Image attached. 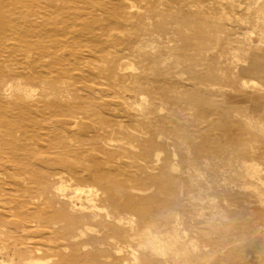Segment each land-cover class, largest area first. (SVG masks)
<instances>
[{
    "label": "rangeland",
    "instance_id": "rangeland-1",
    "mask_svg": "<svg viewBox=\"0 0 264 264\" xmlns=\"http://www.w3.org/2000/svg\"><path fill=\"white\" fill-rule=\"evenodd\" d=\"M148 1L151 0H146L145 3L144 0H137V6L140 8L129 9L131 15H135L136 11L146 14ZM199 1L188 0L187 3L191 7L192 2H195L194 5L200 3L196 4L198 7H192L196 11H205V14L199 15L198 18L204 20V23H224L226 29L211 26L207 27L209 30L201 31L199 24L192 21L187 25V30L182 28L183 23L178 22V19L167 15L161 17L159 26L145 20L148 30L140 33L139 46L116 42L112 53L117 59H121L118 73L127 77V74L136 71L140 77V87L134 81L135 78L130 77L119 78L114 87L112 80L99 73L104 63L100 65L93 62L91 58H87L85 51L82 60L76 62L78 65L66 66L70 68H67L69 73L66 76L56 72L50 74H53L50 80L52 79L54 85L45 86L23 78L11 80L12 86L18 84V88L6 90L0 87V264H27L24 260L29 255L42 259L45 264H135L136 261L137 264H264V102L257 105L247 99L249 94H254L259 87H264V73L242 74L240 68L245 65L236 62L234 58L235 55L244 56L241 41L246 38L257 40L261 37L258 28L264 25V9L261 10L260 7L256 16L251 17L246 8L252 5L260 6L264 0ZM0 2L2 11L4 7L20 10L28 8L25 0ZM97 12L102 14V10ZM14 16V13H8L11 19H14ZM108 16L104 14L102 19ZM132 19L133 22L137 21L136 17ZM169 19L173 22L168 21ZM49 22H53V25L55 20ZM105 22L101 20V23ZM106 28L108 30L102 32L100 28L95 27L99 36L88 33L82 40H87L85 42H88L90 48L100 49L105 46L106 40L120 35L117 27L109 25ZM128 28L132 30V26ZM176 31L181 33L176 34ZM85 42L79 41V44ZM206 42H209V45ZM140 45L144 50H141ZM254 51L257 55L264 53V43L259 44ZM161 52L166 55L163 56ZM141 53L149 54L150 57H139ZM27 59L25 55L12 54L8 49L0 53V65L6 63L8 68L32 73L33 65L28 63ZM178 60H182L181 63H178ZM77 68H89L98 78L94 76L77 80ZM138 68L140 72L137 71ZM223 69L226 71L223 72ZM199 74L203 76L198 78ZM241 75L242 78L239 77ZM159 82L162 84L159 85ZM85 83L90 88H85ZM76 87L82 88V91L78 92L82 98L73 101L67 97L72 106L75 107L79 101L97 103L100 99L103 102L119 103L115 107L116 115L119 116L114 119L125 124L124 129L131 134L143 131L142 128L151 133L155 128L163 130L166 144H158L149 151L142 142H136L135 137L129 138L128 142L127 139L114 135V143L111 142L113 146L103 144L106 150L112 151L108 153L105 148L101 152L100 140L94 138H88L83 143H73L71 139H67L66 144L56 142L48 133L51 131V135L63 134L62 128L59 125L54 128L51 122L54 117H51L50 105L45 104V101H55L57 98L66 100V91ZM247 91H250L249 94ZM142 96L145 99L141 100ZM197 101L201 103L200 106ZM193 104L196 107H193ZM80 113L82 126L74 129L68 126L66 129L74 131L73 133L94 135L91 133L95 132V114L84 110ZM166 117H169L168 121L164 122ZM161 122L162 126L159 124ZM25 128H28V133H25ZM108 128L111 129L110 126H102V133H106V129L111 133ZM185 128L192 133H186ZM192 134L195 136L192 143L194 146L189 150L186 144H191L193 138L189 141L186 136ZM19 135L20 137H17ZM63 135L65 138L70 137L66 133ZM80 145L85 148L87 154L78 156L73 152V149H78ZM247 148L251 152L245 155L243 150ZM230 152L234 153V157ZM242 156L260 163V168L263 169L259 173L262 184L259 179L254 180L252 184L253 180L243 183L238 171L240 162L235 160L236 157ZM99 163L101 166H120V171L115 172L116 175H103L100 177L102 180L98 178L101 185L97 181L79 182L78 173L82 174L81 169L86 168L83 175H87L92 173ZM111 177H116L114 184ZM138 178L139 182L136 181ZM111 181L113 186L118 183L117 187L115 186L117 191L112 193L117 195L112 197L113 195L109 194L102 200L103 194L100 190H104L108 183L109 186ZM94 183L97 184L96 187ZM249 184L253 186L249 187ZM61 185L68 186L65 195L58 190ZM80 185H91L94 195L97 194L96 204L99 211L92 212L91 216L95 218L90 216L87 221L83 217L75 220L77 218H71L69 214L73 212L74 203L79 204L75 200L69 205L76 187ZM128 194L130 202L127 200V203L133 204L129 207L124 206L123 202L128 199L124 198L128 197ZM116 197L120 199L118 204ZM134 197L137 198L135 202ZM81 202L88 205L85 198ZM87 224L92 226L89 231ZM27 225L32 228H26ZM77 228L85 233L76 238ZM52 229L55 235L51 233ZM155 235L175 243V246L162 253L152 246L155 244ZM130 244L135 248L130 247Z\"/></svg>",
    "mask_w": 264,
    "mask_h": 264
},
{
    "label": "bare ground",
    "instance_id": "bare-ground-1",
    "mask_svg": "<svg viewBox=\"0 0 264 264\" xmlns=\"http://www.w3.org/2000/svg\"><path fill=\"white\" fill-rule=\"evenodd\" d=\"M137 0H25L26 6L28 8H26L27 10H20V8H14V9H10L9 7H4L3 11L2 9H0V53L4 52L5 49H8L12 54H21V55H25L26 59L28 60L27 62H31L33 65V72L28 73V72H21L18 70H14L11 68H8V64H2L0 65V87L2 89H6V90H12V88H18V84H14V86H12L11 84V80L12 81H17L20 79H27L30 81H34V82H40L42 84H44L45 86H48L52 83V79L50 80V78L53 76H50L51 73L56 72L59 73V75L61 76H66L67 73H69L68 71L70 70L69 67H66L67 65H73L76 64L77 61H81L83 55V51L86 52V56L87 58H91L90 60H92L93 62L96 63H100V65L102 64V62L104 63V65L101 67V69H99V73H101L102 75H104L108 80H112L111 83H113L112 85H115L118 83L117 81H119L122 77V79H125L127 77L130 78H135L134 81H136V84L138 87L141 86V84H139V79L140 77H138V75L136 74V71L134 73H129L127 74V77L120 75V73H118V66L121 63V59H117V57L115 56V54L112 53L113 48L115 47L116 42H123L125 44H127L128 46H135L138 45V37H140V33H142V31H147L148 30V23L145 20H149L151 21V23H153L154 25L159 26L160 22L159 20L162 19L161 17L167 16V15H171L173 17H175L176 19H178V22L183 23L182 28L183 29H187L188 30V26L190 22H197L200 26L201 31L204 30H209L207 29V27H215V28H225L226 29V24H219L218 22H213V23H204V20H202L201 18L199 19V15L205 14V11L203 9L201 10H193V6L198 7V4L196 6V4L194 5V3L196 2H192L193 6L191 7V5L189 6L187 3L188 0H181V1H177V0H151L148 1V4L146 5L148 7V11L146 14H141V12L136 11L134 12L135 15H131V11L132 9L135 8H140L139 6H137L136 3ZM146 0H144L145 3ZM194 1V0H193ZM201 1V0H200ZM199 1V2H200ZM203 1V0H202ZM58 2H61V4H58ZM206 2V0L204 1ZM203 2V4H204ZM1 3V2H0ZM191 3V4H192ZM202 4V5H203ZM206 4V3H205ZM1 5V4H0ZM144 5V4H143ZM164 6V7H162ZM205 6V5H203ZM252 5L249 6L248 8H246L248 10V14L251 17L256 16L257 12L259 11V8L261 7V10L264 9V3L262 5ZM162 7V8H161ZM207 7V6H205ZM1 8V7H0ZM208 8V7H207ZM210 8V7H209ZM10 9V10H8ZM130 9V10H129ZM235 11V8H233ZM102 10V14L99 15V13L97 11ZM142 10V9H141ZM8 13H14V19H11L10 17H8ZM104 14L109 15L106 19H102V17L104 16ZM133 17H136L137 21L133 22L134 19H132ZM132 19V20H131ZM50 20H55L54 24L51 25V23L53 22H49ZM101 20H105V23H101ZM168 21H172L171 19H169ZM173 22V21H172ZM109 25L115 26L117 27V29L120 32V35L117 36L115 39H108L105 41V46L101 47L100 49L98 48H90L88 45V42H85L87 40H82L83 37L86 36V34H91L92 36H99L97 32V30L95 29V27H98L101 29L102 32L107 31L108 29L106 27H108ZM177 25V24H176ZM192 25V24H191ZM194 25V24H193ZM132 26V30H130L128 27ZM151 26V25H150ZM196 26V25H195ZM198 26V25H197ZM258 26V25H257ZM256 26V27H257ZM177 27V26H175ZM178 28V27H177ZM191 28V26H190ZM189 28V29H190ZM194 28V27H193ZM199 28V27H198ZM174 29V28H173ZM192 29V28H191ZM190 29V31H191ZM260 30V38L257 40H252L250 38H246L245 41H241L243 47L241 49H243V53L244 56H234L235 61L236 62H240L243 63V65L240 68L241 73L242 74H261L264 73V53L257 55L256 51H254V49L259 46V44L264 43V25L260 26L258 28ZM169 30V29H168ZM167 30V31H168ZM223 30V29H222ZM88 31V32H87ZM157 31V30H156ZM95 32V33H94ZM159 32V31H158ZM177 32V31H176ZM165 33V32H164ZM175 33V30H174ZM181 33V32H177L176 34ZM185 33V32H184ZM204 33V32H203ZM229 33V32H228ZM148 34V33H147ZM145 34V35H147ZM161 34V33H160ZM193 34V33H191ZM190 34V35H191ZM198 35V34H197ZM151 36V35H150ZM196 36V35H195ZM199 36V35H198ZM208 36V35H207ZM193 37V36H192ZM172 38V37H170ZM198 38V37H196ZM148 39V38H147ZM165 40H168L166 38H164ZM206 39V38H205ZM173 40V39H172ZM218 40V39H217ZM224 40V38H223ZM230 40V39H229ZM79 41L81 42H85L84 44H79ZM154 41V40H152ZM175 41V40H173ZM206 41H209V39H206ZM214 41V40H213ZM10 42V43H9ZM196 42V41H195ZM218 42V41H217ZM216 42V43H217ZM259 42V44H258ZM150 44H152V42H149ZM148 43V44H149ZM159 43V42H158ZM172 43V42H171ZM193 43V42H192ZM209 42H206L207 45ZM215 43V42H213ZM222 43V42H221ZM224 43V42H223ZM140 44V41H139ZM143 44V43H142ZM149 44V45H150ZM156 44V43H155ZM226 44V42L224 43ZM149 45H147V47H149ZM120 46V45H119ZM139 46V45H138ZM152 46V45H150ZM160 46V45H159ZM188 46V45H187ZM89 47L88 49L84 50L83 48ZM154 47V46H153ZM174 47V46H172ZM141 48V45H140ZM150 48V47H149ZM207 48V47H206ZM118 49V48H117ZM136 49V48H135ZM143 48H141L142 50ZM154 49H156L154 47ZM195 50V48H193ZM116 50V49H114ZM121 50V49H120ZM125 50V49H124ZM144 50V49H143ZM146 50V49H145ZM175 50V49H174ZM173 50V52L175 53V51ZM189 50V49H188ZM197 50V49H196ZM117 51V50H116ZM128 51V50H127ZM135 51V50H134ZM147 51V50H146ZM172 51V50H171ZM185 51V50H184ZM122 52V51H121ZM139 52V51H137ZM129 53V52H128ZM135 53V52H134ZM163 54V52H161ZM208 53V52H207ZM170 54V53H169ZM190 54V53H189ZM123 55V54H122ZM131 55V54H130ZM134 55V54H133ZM132 55V57H133ZM147 55V54H146ZM146 55L144 53H141L139 57H146ZM166 55V54H165ZM163 54V56H165ZM135 56V55H134ZM147 56L150 57V55L148 54ZM192 57V56H190ZM178 59V58H177ZM18 60V59H16ZM124 60V59H123ZM140 60V59H139ZM176 60V59H175ZM180 60V59H179ZM178 60V61H179ZM21 61V60H20ZM88 61V60H87ZM169 61V60H168ZM168 61L166 63H168ZM177 61V62H178ZM182 61V60H181ZM181 61H179L178 63H181ZM184 61V60H183ZM207 61V60H206ZM143 62V61H142ZM150 62H152L150 60ZM175 65L176 61H174ZM185 63V61H184ZM189 63V62H188ZM245 63V64H244ZM91 64V63H90ZM227 64V63H226ZM78 65V64H76ZM82 65V64H81ZM163 65V63H162ZM84 66V65H82ZM89 66V65H88ZM133 66V64H131V67ZM155 66V65H154ZM161 66V65H160ZM159 66V67H160ZM164 66V65H163ZM181 66V65H180ZM224 66V65H223ZM230 66V65H229ZM90 67V66H89ZM166 67V66H165ZM203 67V66H202ZM8 68V69H6ZM67 68H69V70H67ZM177 68V66L175 67ZM232 68V67H231ZM73 71L74 68H72ZM79 70V72L77 71L76 77L77 80L80 79H89L88 77H96V73L93 72L91 69H84V68H77ZM135 69V68H134ZM132 67V70H134ZM157 70V69H156ZM162 70V67L161 69ZM230 70V69H228ZM227 70V71H228ZM139 71V68L138 70ZM207 71V70H205ZM226 70L223 69V72H225ZM231 71V70H230ZM140 72V71H139ZM163 72V70H162ZM195 72V71H194ZM200 72V71H199ZM202 72V71H201ZM74 73V72H72ZM76 73V72H75ZM154 73V72H153ZM159 73V72H158ZM161 73V72H160ZM165 73V71H164ZM182 73V72H181ZM198 73V72H196ZM168 74V73H167ZM224 74V73H223ZM227 75L231 76L230 74L226 73ZM234 74V73H233ZM73 75V74H72ZM71 75V76H72ZM75 75V74H74ZM99 75V74H98ZM178 76V74H176ZM195 75V74H194ZM141 76V75H140ZM203 75H197L198 78H201ZM223 76V75H222ZM228 76V77H229ZM73 77V76H72ZM102 77V76H101ZM152 78L154 76H151ZM181 77V76H179ZM185 77V76H184ZM232 77V76H231ZM240 78H242V75L239 76ZM98 78V77H96ZM95 78V79H96ZM157 78V77H156ZM164 78V77H163ZM166 78V77H165ZM239 78V80H240ZM76 79V78H75ZM95 79H93V81H95ZM106 79V80H107ZM149 79V77H148ZM147 79V80H148ZM162 79V78H161ZM174 79V78H173ZM227 79V78H226ZM238 79V78H236ZM55 80V79H54ZM133 80V79H132ZM169 80V79H168ZM184 79V83H185ZM202 80V79H201ZM263 80V79H261ZM58 81V80H57ZM70 81V80H69ZM91 81V80H90ZM142 81V80H141ZM199 81V80H198ZM206 82V80H204ZM75 82V81H74ZM82 82V81H81ZM103 82V81H102ZM106 82V81H105ZM104 82V83H105ZM124 82V81H123ZM149 82V81H146ZM183 82V81H182ZM187 82V81H186ZM189 82V81H188ZM227 82V81H226ZM60 83V82H59ZM58 83V84H59ZM174 84V81L172 82ZM180 84H182L181 82H179ZM183 83V84H184ZM201 83V82H200ZM199 83V84H200ZM251 84V82H249ZM91 84V83H90ZM93 84V83H92ZM145 84V83H144ZM162 84V83H161ZM159 82V85H161ZM179 84V85H180ZM186 84V83H185ZM190 84V83H189ZM249 84V85H250ZM36 85V84H35ZM54 85V84H53ZM57 85V82H56ZM85 88H90L86 83L84 84ZM123 85V84H122ZM178 85V83H177ZM187 85V84H186ZM184 85V87L186 86ZM191 85V84H190ZM188 85V86H190ZM234 85V84H232ZM238 85V84H237ZM243 85V84H241ZM240 85V86H241ZM256 85V84H255ZM59 86V85H58ZM73 86V85H72ZM75 86V85H74ZM73 86V87H74ZM95 86V85H94ZM195 86V85H194ZM212 86V85H211ZM236 86V85H235ZM244 86V85H243ZM42 87V85H41ZM64 87V86H63ZM66 87V86H65ZM109 87V86H108ZM123 87V86H122ZM168 87V85H167ZM197 87V86H196ZM234 87V86H233ZM251 87V86H250ZM53 88V87H52ZM57 88V87H56ZM68 88V85H67ZM84 88V87H83ZM144 88V87H141ZM182 88V87H181ZM199 89V87H197ZM42 89V88H41ZM44 89H47L44 87ZM55 89V88H54ZM82 88L80 87H76L73 89H68L67 92V96L65 97L64 94L63 96L65 97V99L68 97V99L73 100L74 99H79L82 98L80 97V95H78V92L81 90ZM107 89V88H106ZM145 89V88H144ZM153 89V88H152ZM156 89V88H155ZM164 89V88H163ZM180 89V88H179ZM192 89V88H191ZM239 89V88H238ZM253 89V87H252ZM50 90V89H49ZM59 90V89H58ZM66 90V89H65ZM93 90V89H92ZM100 90V89H99ZM119 90V88H118ZM158 90V89H157ZM184 90V89H183ZM194 90V89H192ZM209 91H211L210 89H208ZM241 90V89H240ZM43 91V90H41ZM57 91V90H56ZM63 91V90H62ZM82 91V90H81ZM149 91V90H148ZM153 91V90H152ZM161 91V90H160ZM164 91V90H163ZM167 91V90H166ZM237 91V90H236ZM40 91H38L39 93ZM54 92V91H53ZM52 92V94H53ZM110 92V91H109ZM157 92V91H156ZM205 92V91H204ZM239 92V91H238ZM242 92V91H241ZM240 92V93H241ZM250 92V91H249ZM249 92L247 91V93L249 94ZM261 92V93H260ZM2 93V92H1ZM41 93V92H40ZM57 93V92H56ZM61 93V90H60ZM64 93V91H63ZM80 93V92H79ZM177 93V92H176ZM180 93V92H179ZM245 93V92H244ZM51 94V95H52ZM58 94V93H57ZM105 94V93H104ZM112 94V93H111ZM116 94V93H115ZM178 94V93H177ZM205 94V93H204ZM41 95V94H40ZM55 95V94H54ZM139 95L141 96V94L139 93ZM148 95V93H147ZM175 95V94H174ZM179 95V94H178ZM177 95V96H178ZM243 95V93H242ZM48 96V95H47ZM61 96V97H63ZM161 96V95H160ZM182 96V95H181ZM196 96V95H195ZM245 96H247V94L245 93ZM249 97H247V99L251 100L252 102H254L255 104L259 105L262 102H264V87H259L257 89V92H255L254 94H249ZM46 97V96H44ZM84 97V96H83ZM146 97V96H145ZM156 97V96H155ZM163 97V96H162ZM241 97V96H240ZM143 96L141 97V100H143ZM147 98V97H146ZM127 99V98H125ZM145 99V98H144ZM157 99V98H156ZM163 99V98H162ZM46 100V99H45ZM52 100V99H51ZM45 101V104L50 105V115L51 117H54V120L51 121L54 128L57 127V125L61 126L63 134L66 133L67 135L69 134L70 137L65 138V135H63L62 133H56V135H51V131L50 136L59 143H64L66 144L68 142L69 139L73 140L77 142V143H83L86 139L88 138H94L96 140H100V146L99 148H102L101 152H103V149L105 148L103 146V144L106 145V143L110 146H113V144L111 143L113 141V137L114 135H119V138L121 139H127L126 141L130 142L129 138H133L135 137V141L137 142H142V144H144V146L146 147L147 150H151L154 146H157L158 144H164L165 140L163 138V130L159 131L155 128V130L151 131L149 130H145L142 128L143 131L138 132L135 134H131L127 131V129H124L125 124L123 125V123H121V121L119 120H115L114 118L117 114V111L115 109L116 106L119 105V103H114L112 101H106L103 102L101 101V99L99 100L100 102L97 101V103L95 102H77L78 104H76V106H72V102H70V100H59V98H57L55 101ZM86 100V99H85ZM152 101H154L153 99H151ZM77 101V100H75ZM96 101V100H95ZM161 101V100H160ZM10 102V101H8ZM163 102V100H162ZM170 102V101H169ZM176 102V101H175ZM198 102V101H197ZM23 103V102H22ZM75 103V102H73ZM94 103V104H93ZM132 103V102H131ZM138 103V102H137ZM143 102H140V104ZM172 103V102H171ZM170 103V104H171ZM11 104V103H10ZM144 104V103H143ZM142 104V105H143ZM147 104V103H146ZM175 104V103H174ZM201 104L198 102V105ZM149 105L152 106V104L150 103ZM154 105V104H153ZM193 107H196L195 104H193ZM38 106V105H37ZM131 106V105H130ZM200 106V105H199ZM204 106L201 105V107ZM44 107V106H43ZM42 107V109H43ZM120 107V106H119ZM141 107V105H140ZM139 107V108H140ZM159 107V106H158ZM158 107H156L158 109ZM176 107V106H175ZM45 108V107H44ZM143 108V106H142ZM140 108V110L142 109ZM162 109V107H160ZM39 109V107H38ZM167 109V108H166ZM45 110V109H44ZM43 110V111H44ZM81 110H84L85 112H90V113H94V120L96 119L97 121L94 123L95 127V132L91 133L94 135H90L89 133H81L79 134L78 132L73 133L72 130L69 131V129H66L68 126L71 129L74 128H78L81 125V121H80V117L79 115L81 114ZM103 110V111H102ZM143 110V109H142ZM147 110V109H146ZM163 110V109H162ZM161 110V111H162ZM165 110V109H164ZM163 110V111H164ZM174 110V109H173ZM38 111V110H37ZM156 111V110H155ZM159 111V110H158ZM160 111V112H161ZM167 111V110H166ZM46 111H44L45 113ZM168 112V111H167ZM181 112V111H179ZM178 112V113H179ZM191 112V111H190ZM49 113V112H48ZM159 113V112H157ZM162 113V112H161ZM176 113V114H178ZM46 114V113H45ZM193 115V114H192ZM196 115V114H195ZM203 115V114H201ZM205 115L207 116V114L205 113ZM204 115V116H205ZM83 116V115H82ZM81 116V117H82ZM204 116H200V118H203ZM216 116V115H215ZM7 117V116H6ZM59 117V118H58ZM58 118V119H57ZM169 118V117H168ZM168 118L166 117L164 119V122L168 121ZM182 118V117H181ZM188 118V117H187ZM83 119V118H81ZM124 119V118H123ZM172 119V118H170ZM183 119V118H182ZM12 120V119H11ZM10 121V119H9ZM173 121V120H172ZM202 121V120H201ZM216 121V120H215ZM93 122V121H92ZM131 122V121H130ZM197 122V121H196ZM218 122V121H217ZM262 122V121H261ZM133 123V122H132ZM137 123V122H136ZM264 123V122H263ZM141 124V123H140ZM161 124V126L163 125V123H159ZM25 125V124H24ZM96 126L98 127V130L96 131ZM102 126H110L111 129H109L111 131V133L107 132L106 129V133L103 132L102 133ZM158 127L160 125H157ZM206 127V125H205ZM204 127V128H205ZM208 127V125H207ZM89 128V127H87ZM209 128V127H208ZM207 128V129H208ZM2 129V128H1ZM0 129V130H1ZM169 129V128H168ZM197 129V128H196ZM46 130V129H45ZM44 130V132H45ZM167 130V129H165ZM199 130V129H198ZM197 130V131H198ZM28 131V128H25V133ZM43 131V129H42ZM186 133H192L191 131L187 130V128H185L184 130ZM196 131V130H195ZM47 132V131H46ZM183 132V131H182ZM19 133V132H18ZM28 133V132H27ZM181 133V132H180ZM12 134V133H11ZM6 135V134H4ZM8 135V134H7ZM13 135V134H12ZM46 135V134H45ZM185 135V134H184ZM49 136V135H48ZM168 137H170L169 135H167ZM10 137V136H9ZM17 137H20L17 136ZM180 137V136H179ZM13 138V137H12ZM11 138V139H12ZM23 138V137H22ZM167 137H165L166 139ZM187 140L191 141L192 138V142L191 144H186V146H188L189 150L194 146L192 143H194V139L195 136L192 135H188L186 136ZM41 139V138H40ZM39 139V140H40ZM68 139V140H67ZM6 140V139H5ZM3 140V141H5ZM124 140V142H125ZM44 141L41 140V142ZM110 141V142H109ZM44 143V142H43ZM48 143H50L48 141ZM77 143L75 145H77ZM114 143V141H113ZM47 144V143H46ZM141 144V145H142ZM166 144V143H165ZM54 145V144H53ZM84 145V144H83ZM86 146H88L86 144ZM93 147V145H91ZM96 146V145H95ZM94 146V148H95ZM63 148L65 146H62ZM133 147V145L131 144V148ZM232 147V146H231ZM98 148V145H97ZM98 148V149H99ZM230 148V146H229ZM227 150V147L225 148ZM224 149V150H225ZM59 150V149H57ZM61 150V149H60ZM70 150V148H69ZM106 150V148H105ZM188 150V149H187ZM188 150V151H189ZM108 153L110 152L109 150H106ZM228 151V150H227ZM73 152L75 154H77L78 156L81 154H87L85 148H82V145H80L78 147V149L75 147V149H73ZM106 152V153H107ZM112 152V151H111ZM110 152V153H111ZM249 152H251L250 150L245 149L243 150V153L245 155H247ZM107 153V154H108ZM116 153V152H115ZM239 153V152H238ZM114 154V153H112ZM231 156L234 157V153H231ZM259 154V153H258ZM121 156V155H120ZM156 156L158 157V154H156ZM15 157V156H14ZM93 157V155H92ZM97 157V156H96ZM177 157V156H176ZM25 158V157H24ZM81 158V157H80ZM79 158V159H80ZM98 158V157H97ZM159 158V157H158ZM157 158V159H158ZM95 159V158H94ZM96 160V159H95ZM117 160V159H115ZM232 160V158H231ZM236 161L240 162V166L238 171L240 172V176L243 179V183L246 184L248 182H246L247 180H253L252 182H255L256 179H259L261 184H262V178L259 177V173L260 171H262L263 169L260 168V163H257L256 161L247 158L246 156H242V158H238L236 157L235 159ZM77 161V160H76ZM104 161V160H103ZM99 162V161H98ZM232 162V161H230ZM237 162V163H238ZM81 164V163H79ZM107 164V162H106ZM119 164V163H118ZM232 164V163H231ZM69 166V165H68ZM120 166H101L100 163L97 167H94L95 170L92 171V173H89L87 175H83V170H87L86 168L81 169L82 174H79V182H98L97 180L98 178L102 177L103 175H107L110 176L113 173L116 175L115 172L120 171ZM177 167V166H176ZM93 168V169H94ZM78 169V168H77ZM179 169V167H178ZM89 170V169H88ZM92 170V169H91ZM125 170V169H123ZM79 171V172H81ZM90 171V170H89ZM237 171V169H236ZM124 172V171H123ZM119 173V172H118ZM122 174V172H120ZM237 173V172H236ZM263 172H261L262 174ZM81 174V175H80ZM123 175V174H122ZM114 176V175H113ZM119 177V175L117 176ZM123 177V176H122ZM125 177V176H124ZM123 177V178H124ZM128 177V176H127ZM59 178V177H58ZM113 180L110 182V185L108 186L107 181L105 182L107 184V186L105 187V189L100 190L103 194V196L101 197L102 200L103 198H105L106 195L112 194L114 193L116 190V187L118 185V183H116V185H112L114 184L115 178L111 177ZM126 178V177H125ZM101 179V178H100ZM108 179V178H107ZM118 180L121 178H117ZM127 179V178H126ZM125 179V181H126ZM139 179V178H138ZM136 181H140L139 180ZM102 180V179H101ZM124 181V179H122ZM255 180V181H254ZM128 181V179H127ZM96 182V183H97ZM102 182V181H101ZM246 182V183H245ZM85 183V182H83ZM96 183L95 187H96ZM112 183V184H111ZM250 183V182H249ZM104 184V183H103ZM102 184V185H103ZM140 184V183H139ZM249 184V187H252L253 185ZM101 185V184H99ZM124 185V184H123ZM142 185V184H141ZM251 185V186H250ZM116 186V187H115ZM248 186V185H246ZM258 186V185H257ZM249 187H246L249 189ZM259 187V186H258ZM68 186L67 185H61L58 187V190L60 192H62L64 194L65 190H67ZM143 188V187H142ZM244 188V187H243ZM254 188V187H253ZM257 188V187H255ZM92 186L89 185L88 187L86 186H78L75 189L74 192V196L71 197V203H69V205L75 202V200L79 203V204H75L73 206V212L69 213L71 215V218H77L75 220H79L81 219L80 217L86 218L85 221H87L90 216L92 215V212H95L96 210L99 209V207L96 204V195H94V192L92 190ZM137 189H138V185H137ZM95 190V189H94ZM141 190V189H140ZM99 191V190H98ZM257 191H261V190H257ZM122 197L123 195L121 193H119ZM260 194V193H259ZM65 195V194H64ZM113 195V194H112ZM115 195H117L115 193ZM115 195H113L112 197H114ZM262 195V194H260ZM128 197L124 196V198H128L126 199V201L124 200V206H132L133 204L131 203H127V200H129V194L127 195ZM131 196V195H130ZM132 197V196H131ZM85 198V200L87 201L88 205H85L83 202H81L83 199ZM98 198V196H97ZM133 198V197H132ZM111 199V198H110ZM115 200V198H113ZM117 199V197H116ZM134 202L137 200V198L134 197ZM118 200V199H117ZM116 201V200H115ZM120 199L117 202H119ZM122 201V200H121ZM112 202V201H111ZM111 202L108 201V203L112 204ZM122 202V203H123ZM130 202V200H129ZM214 202V201H213ZM107 203V204H108ZM127 203V204H126ZM63 204V202H62ZM118 204V203H117ZM126 204V205H125ZM138 204V203H137ZM135 203V205H137ZM264 204V203H263ZM140 205V204H139ZM123 206V204H122ZM123 206V207H124ZM71 208V207H70ZM136 208V207H135ZM134 208V209H135ZM129 209V208H128ZM99 211V210H98ZM105 211V210H104ZM128 211V210H127ZM129 212V211H128ZM63 213V212H62ZM109 215V214H108ZM93 217V216H91ZM108 217V216H107ZM95 218V217H93ZM181 219V218H180ZM83 220V219H82ZM84 221V220H83ZM129 221V220H128ZM180 221V220H179ZM134 223V222H133ZM133 223H131V225H133ZM79 224V223H78ZM24 226V224H23ZM165 226V225H164ZM240 226V225H239ZM86 227L88 228V231L92 229V226L87 224ZM26 228H32L31 225H27ZM95 230V229H93ZM53 229L51 230V233ZM31 232V231H30ZM57 232V231H56ZM77 235L75 236L76 238L78 236H80L81 234H84L85 232L82 229H78L77 228ZM94 232V231H93ZM54 235L56 234L55 232L53 233ZM61 234V233H60ZM47 235H49L47 233ZM44 235H42L43 237ZM152 237V236H150ZM36 238V237H35ZM153 238V237H152ZM174 238V236H173ZM154 242L155 244L152 245L155 248H158V250H160L161 252L163 251H168V249L171 250L172 246H175V243H171L170 241H167L165 239H161L160 236L155 235L154 236ZM62 240V239H61ZM113 241V240H112ZM65 242V241H64ZM69 243V242H68ZM198 243V242H197ZM27 244V243H26ZM28 246V245H26ZM133 245L130 244V247H132ZM41 247V246H40ZM39 248V247H38ZM42 248V247H41ZM50 248V247H49ZM132 248H135L134 246ZM121 249V247H120ZM173 249V248H172ZM18 250V249H17ZM50 250V249H49ZM125 250V249H124ZM132 250V249H131ZM133 251V250H132ZM120 252V251H119ZM160 252V253H161ZM162 252V253H163ZM33 253V252H32ZM134 253V251H133ZM158 253V252H156ZM224 253V252H223ZM31 254V253H30ZM165 255V254H164ZM9 256V255H8ZM137 257V256H136ZM134 258V257H133ZM8 259V258H7ZM51 259V258H50ZM136 259V258H135ZM138 260V258H137ZM25 263L27 264H45V262L40 259V258H36L33 257L32 255H29L28 258H26V260H24ZM11 263V261H10ZM137 264V261L136 263Z\"/></svg>",
    "mask_w": 264,
    "mask_h": 264
}]
</instances>
